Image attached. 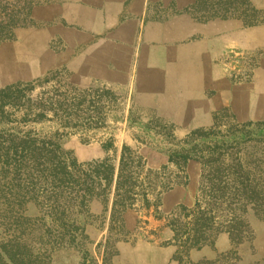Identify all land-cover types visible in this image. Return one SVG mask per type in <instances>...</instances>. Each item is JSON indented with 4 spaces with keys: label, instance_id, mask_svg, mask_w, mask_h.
Returning <instances> with one entry per match:
<instances>
[{
    "label": "rangeland",
    "instance_id": "1",
    "mask_svg": "<svg viewBox=\"0 0 264 264\" xmlns=\"http://www.w3.org/2000/svg\"><path fill=\"white\" fill-rule=\"evenodd\" d=\"M6 88L28 90L4 109L0 264H264L259 205L201 162L234 147L264 188L246 126L264 121V0H0ZM123 147L131 192L107 241ZM203 212L209 240L179 263Z\"/></svg>",
    "mask_w": 264,
    "mask_h": 264
},
{
    "label": "trees",
    "instance_id": "2",
    "mask_svg": "<svg viewBox=\"0 0 264 264\" xmlns=\"http://www.w3.org/2000/svg\"><path fill=\"white\" fill-rule=\"evenodd\" d=\"M24 90V91H23ZM28 89H19L17 88L14 91H11L9 88L0 90V145L5 144L7 138H11L13 133L12 129L10 128H4L2 124L4 125V122L6 121L7 123L10 122L9 118V113L6 112L4 109L9 107L12 108L16 106V103L20 101L22 98H25L26 95L24 92H26ZM12 120V119H11ZM246 126L249 128H255L256 133L254 136H257L258 140H261L264 142V121L262 122H256V123H247ZM201 130H197L195 132H192L189 136V138L193 137L196 133H201ZM251 134V133H250ZM248 136L249 134H245ZM13 138H11V141ZM10 142V141H9ZM214 142L217 144V141L214 140ZM224 141H221L223 143ZM226 142V141H225ZM188 144L186 141L183 142V145ZM59 143L55 144V147H59ZM220 153H214L211 155H203L201 158V162L204 165H208L211 163H218L219 166H224L225 171L224 173H229V176L232 177L231 184L234 189L237 191H243L246 192V194L250 193L251 198L258 204L259 206H256L255 208L261 209L262 216L264 217V188L260 186V184L257 183L255 176L251 170L247 168L248 163L242 158L243 155H241L239 152L234 153V147H229V148H224V147H219ZM133 151L130 150L127 147H123L120 155V160H119V167H118V172H117V177H116V187L113 195V200L111 204V209H110V220H109V230H108V240L112 236L113 232V226L115 223H117L118 218L122 216L127 209L126 205L127 200H128V195H129V190H124L123 191V185L126 184L125 179H126V172L127 170L130 171L131 168H133L134 164V156ZM193 151L191 150H185V147L181 148L180 151H173L169 155V163L174 164L177 166L178 170L182 168L180 164H183V166L187 163L189 160L190 154H192ZM169 154V153H168ZM237 154V155H236ZM263 153H261L262 155ZM204 158H206L204 160ZM181 171V169L179 170ZM225 176V175H224ZM214 186L221 187L222 184L224 186H227L230 184V179L228 182H222L221 179L218 180L217 182L213 183ZM223 187V186H222ZM220 189V188H219ZM128 194V195H126ZM258 199V201H256ZM239 202V201H238ZM207 213L203 212L201 216L194 217V221L190 223V226L192 228H188L187 232L183 234V238L181 241V246H182V253H180L178 262L181 263V259L188 258V251L189 248L194 247L198 244H206V242L209 240V229L207 228V225H204V222L206 221L205 215ZM257 214V213H256ZM205 220V221H204ZM41 221L44 223V218H41ZM210 221V219H209ZM175 231V230H174ZM76 237H72V240L75 241ZM174 241L176 242L177 240H180L178 238V234H175L172 237ZM229 239L232 245H237V242L235 243V240L237 239L236 235H233V233H229ZM239 241V240H238ZM214 241H210L212 244ZM177 253V250H176ZM179 253V252H178ZM183 254V255H181ZM182 256V257H181ZM6 258L7 264L9 263V259Z\"/></svg>",
    "mask_w": 264,
    "mask_h": 264
}]
</instances>
